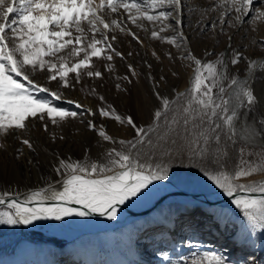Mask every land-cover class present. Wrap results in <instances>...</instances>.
Wrapping results in <instances>:
<instances>
[{
	"label": "snow or ice",
	"instance_id": "obj_1",
	"mask_svg": "<svg viewBox=\"0 0 264 264\" xmlns=\"http://www.w3.org/2000/svg\"><path fill=\"white\" fill-rule=\"evenodd\" d=\"M186 9L195 11L182 0H0V140L13 137L35 153L28 138L35 123L55 143L65 137L51 129L62 130L78 121L96 134L101 147L95 159L88 148L75 160L52 153L56 179L42 175L44 186L26 193L11 188L0 191V206L9 209L0 211V225L27 226L91 215L116 220L121 205L146 198L150 186L168 181L171 169L179 164L196 169L229 198L247 222L250 236L264 234V180L247 183L255 175H264V96H258L253 87L256 74L264 73V62L233 48L228 32L245 24L255 31L257 23L264 21V3L216 0L205 9L201 20L190 27L201 35L211 31L226 36L228 41L224 51H208V58L197 57L190 47L184 29ZM211 12L217 15L204 23ZM129 25L174 46L179 59L190 61L194 69L190 86L170 90L172 96L159 90L160 82H167L164 76L150 77L158 103L147 125L118 114L94 87L89 95L101 102L95 110L65 95V90H77L85 79H105L97 62L115 73L114 59L126 61L132 55L115 46L120 35L142 45ZM168 31L173 35H162ZM260 47L264 48V41ZM168 59L173 60L171 52ZM241 64L246 66L243 75ZM127 68L131 76L139 75L132 64ZM114 78L132 82L128 75ZM52 82L55 87L50 86ZM115 87L122 90L120 83ZM57 101L74 108L66 109ZM96 117L128 126L134 135L115 138L105 125L96 123ZM4 147L0 143V149ZM16 151L19 159L23 149ZM187 264L230 261L208 251Z\"/></svg>",
	"mask_w": 264,
	"mask_h": 264
},
{
	"label": "rangeland",
	"instance_id": "obj_2",
	"mask_svg": "<svg viewBox=\"0 0 264 264\" xmlns=\"http://www.w3.org/2000/svg\"><path fill=\"white\" fill-rule=\"evenodd\" d=\"M182 2L195 10L189 12L186 9L184 15L185 33L190 37V47L194 54L197 57L208 58V51L215 53L224 51L228 44L226 36L211 31L207 35H201L190 27L201 20V13L215 4L216 0H182ZM254 3H264V0H254ZM216 15V12L209 13L204 23H210ZM129 27L142 41L141 45L131 36H127L130 38L132 55L139 59V65L132 63L139 75L131 76L127 65L122 67L119 64V58H115L112 62L116 69L115 73H108L103 62H97V68L104 73L105 79H85L82 84L77 85V90H65V95L73 99L75 95H82L84 100H89L97 107L101 103L98 97L89 95L94 87L96 93L113 105L118 114L130 115L139 121L138 124L147 125L151 122L154 107L158 103L153 96V80L150 77L159 80L160 76H164L167 82L161 81L159 90L172 96L174 91L170 90L184 91L190 86L194 69L190 66V61L179 59L180 53L174 46L152 39L150 31L145 32L133 25ZM252 27L245 24L239 30L228 29L233 37L232 46L237 50H245L244 54L249 57L254 56L258 49L264 52V48L260 47L264 35L258 30L259 28L264 30V21L257 23L255 31ZM162 35L171 36L173 33L168 31ZM121 41L118 40L115 45L119 51L122 48L127 49L129 43ZM153 52L159 56V61L153 56ZM169 52L172 53L173 60L168 59ZM146 58L157 64L149 69ZM238 67L242 68L240 70L243 75L244 66L238 65ZM173 72L177 75L174 76ZM116 75H128L132 82L117 81L114 78ZM260 76L262 80L260 83L264 85V73ZM40 82L46 81L41 79ZM116 83L121 84L122 90L116 89ZM50 86L55 87V82ZM82 87L84 91L79 90ZM56 103L66 109L74 107L60 101ZM142 118L145 121L140 120ZM96 123L105 125L108 133L118 139H131L134 135L130 127L109 118L96 117ZM51 131H55L57 136L63 134L65 139L62 141L57 139L53 143L49 133L43 131L39 122L33 125L28 138L36 148L35 153L22 146L13 137L0 140V143L5 145L0 149V191L9 188L16 190L22 185L39 186L44 182L41 179L42 175L55 177L50 162H54L56 157L52 153L62 157H72L75 160L84 156L86 148L91 149L90 156L93 159L97 158L101 151V147L97 145L96 134L78 121L65 125L62 130L51 129ZM103 146L107 147L106 144ZM18 148L23 149L19 159L16 151ZM29 160L32 161L31 164L28 163ZM262 180L264 175H255L249 178L247 183H259ZM168 181L196 194L207 196L221 192L196 169L181 167L179 164L171 169ZM222 206L230 209L237 221L226 220L215 230V225L211 223L216 224L218 219L212 211L202 208L192 212L187 220L175 223V227L165 222L149 223L142 229L130 227L127 232L119 230L107 236L108 242L105 244H100L98 236L68 244L47 236L39 229L26 228L24 225H0V264H187L194 257L208 251L224 256L230 264H264V234L250 236V230L246 227L247 222L240 211L230 202H224ZM0 211L8 210L0 208ZM28 244L29 247L31 244L37 247L27 248ZM78 247L82 248L81 254L72 252ZM44 248L49 250L45 251Z\"/></svg>",
	"mask_w": 264,
	"mask_h": 264
},
{
	"label": "bare ground",
	"instance_id": "obj_3",
	"mask_svg": "<svg viewBox=\"0 0 264 264\" xmlns=\"http://www.w3.org/2000/svg\"><path fill=\"white\" fill-rule=\"evenodd\" d=\"M258 30H261L264 35L263 29L259 28ZM118 40H122L126 44L129 42L127 49H120L122 53L126 55L128 52H131L132 46L129 37L120 35ZM233 48L236 49V47ZM247 57L249 59L255 58L258 61L264 62V52L259 49L254 56ZM146 59L147 64H151L152 66L157 64L148 58ZM134 62L138 64L139 59L135 58L134 55H131L126 61L122 62L120 60L119 64L124 67V65L132 64ZM240 66H244L243 70L245 71L246 66L244 64H241ZM240 69L242 68L240 67ZM233 71L235 70L233 69ZM260 75L261 73L258 72L256 77H254L255 83L253 84V87L258 96H264V85L260 83L262 81L260 80ZM75 99L80 100L85 107H92L94 110L96 109L94 103L89 100H84L82 95H75ZM134 120L137 124L139 123L136 119ZM140 120L145 121L144 118ZM52 179H56V177H52ZM42 186H44V182L39 186L33 185L32 187L22 185L16 190L21 193H26L29 190H34ZM150 188H152V191L146 198L141 199V197H136L127 201L124 205H121L116 220H108L106 217L91 215L87 217H66L62 221H37L32 225L24 226L30 229L42 230L47 236L65 241L68 244H74L81 239H87V237L91 236H98L100 244H105L108 242L107 236L119 230L127 232L130 227L142 229L149 223L157 222L169 223L172 227H175V223L187 220L192 212L202 208L212 211L214 216L218 219L216 224L211 223L215 225V230L217 227H221L226 220L237 221L233 212L222 206L224 202H230L229 198L223 195L222 192L211 193L207 196L196 194L192 191L181 188L179 185H176L171 181L154 182V185H151ZM141 195H143V193ZM0 208L7 209L6 206H0ZM209 220L210 219H207V221ZM31 246H33V248L37 247L32 244L30 247ZM30 247L28 244L27 248ZM44 250L48 251L49 248H44ZM81 251L82 248L78 247L77 250L73 249L72 252L81 254ZM68 262H70V260Z\"/></svg>",
	"mask_w": 264,
	"mask_h": 264
},
{
	"label": "water",
	"instance_id": "obj_4",
	"mask_svg": "<svg viewBox=\"0 0 264 264\" xmlns=\"http://www.w3.org/2000/svg\"><path fill=\"white\" fill-rule=\"evenodd\" d=\"M22 198V197H21Z\"/></svg>",
	"mask_w": 264,
	"mask_h": 264
}]
</instances>
